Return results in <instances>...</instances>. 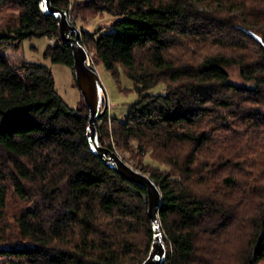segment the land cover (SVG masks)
Returning a JSON list of instances; mask_svg holds the SVG:
<instances>
[{"label":"trees","instance_id":"trees-1","mask_svg":"<svg viewBox=\"0 0 264 264\" xmlns=\"http://www.w3.org/2000/svg\"><path fill=\"white\" fill-rule=\"evenodd\" d=\"M42 1L0 0V264H143L146 191L93 155L83 98L69 107L48 67L19 62L25 40L46 37L45 56L75 79ZM51 2L74 22L116 18L81 43L140 98L99 122V140L158 185L163 264H264V0ZM232 65L255 86L231 84ZM157 84L165 94H143Z\"/></svg>","mask_w":264,"mask_h":264},{"label":"water","instance_id":"water-1","mask_svg":"<svg viewBox=\"0 0 264 264\" xmlns=\"http://www.w3.org/2000/svg\"><path fill=\"white\" fill-rule=\"evenodd\" d=\"M42 11L52 15L58 21L60 39L72 49L74 73L77 87L89 109L87 138L91 152L105 166L130 183H134L146 191L148 199V216L153 228V243L148 257L143 264H163L167 249L163 241L160 222V209L163 203L162 193L156 182L148 175L125 162L114 150L103 146L99 140V122L108 115L109 99L103 86L97 68L91 63L87 49L81 43V30L65 10L53 6L51 0H43ZM253 35L261 41L257 35Z\"/></svg>","mask_w":264,"mask_h":264},{"label":"rangeland","instance_id":"rangeland-1","mask_svg":"<svg viewBox=\"0 0 264 264\" xmlns=\"http://www.w3.org/2000/svg\"><path fill=\"white\" fill-rule=\"evenodd\" d=\"M6 9L9 12L13 11L7 7ZM115 19L116 18L111 16L110 13L105 12L97 16H91L87 18L86 21L79 18L75 23L80 30L84 29L93 32L102 27L103 32L107 33L112 31L111 25ZM54 44V40L51 42V40L46 37L25 40L18 54L20 57L19 62L36 63L48 67L53 74L58 94L69 107L77 109L82 102V95L76 85L71 68L63 64L54 63L51 58L45 56L48 47ZM96 68L108 95L110 105L108 116L123 119L128 116L131 106L140 98L134 82L126 75L122 68H119L117 77L108 71L102 64L98 65ZM226 70L229 73V82L231 84L248 88H253L255 86L253 81H246L241 77L237 66L232 65L226 67ZM165 93L166 86L164 84H157L143 92V94L148 95H163ZM109 144L110 143H106L107 146H109ZM115 152L129 165L135 166L131 153L117 150ZM148 161L154 166H159L155 162Z\"/></svg>","mask_w":264,"mask_h":264},{"label":"built area","instance_id":"built-area-1","mask_svg":"<svg viewBox=\"0 0 264 264\" xmlns=\"http://www.w3.org/2000/svg\"><path fill=\"white\" fill-rule=\"evenodd\" d=\"M51 42H52V41H51ZM109 145H110V144H109ZM112 146H113L114 151H116L113 143H112Z\"/></svg>","mask_w":264,"mask_h":264}]
</instances>
